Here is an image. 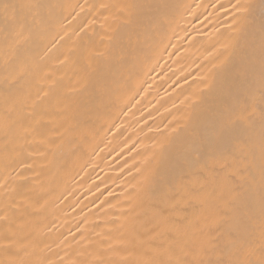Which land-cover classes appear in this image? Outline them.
I'll list each match as a JSON object with an SVG mask.
<instances>
[{
    "label": "bare ground",
    "instance_id": "obj_1",
    "mask_svg": "<svg viewBox=\"0 0 264 264\" xmlns=\"http://www.w3.org/2000/svg\"><path fill=\"white\" fill-rule=\"evenodd\" d=\"M0 264H264V0H0Z\"/></svg>",
    "mask_w": 264,
    "mask_h": 264
},
{
    "label": "snow or ice",
    "instance_id": "obj_2",
    "mask_svg": "<svg viewBox=\"0 0 264 264\" xmlns=\"http://www.w3.org/2000/svg\"><path fill=\"white\" fill-rule=\"evenodd\" d=\"M9 6L8 5H5V8L7 9Z\"/></svg>",
    "mask_w": 264,
    "mask_h": 264
}]
</instances>
